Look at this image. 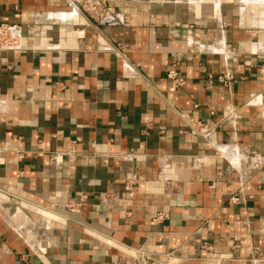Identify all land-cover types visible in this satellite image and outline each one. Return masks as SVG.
I'll return each mask as SVG.
<instances>
[{
  "label": "crops",
  "instance_id": "obj_1",
  "mask_svg": "<svg viewBox=\"0 0 264 264\" xmlns=\"http://www.w3.org/2000/svg\"><path fill=\"white\" fill-rule=\"evenodd\" d=\"M99 1L0 0V264H264V0Z\"/></svg>",
  "mask_w": 264,
  "mask_h": 264
},
{
  "label": "built area",
  "instance_id": "obj_2",
  "mask_svg": "<svg viewBox=\"0 0 264 264\" xmlns=\"http://www.w3.org/2000/svg\"><path fill=\"white\" fill-rule=\"evenodd\" d=\"M78 4H80L89 14L91 15H100L101 14V1L99 0H77ZM8 30V29H7ZM10 31V30H9ZM4 34L5 38L6 36L10 35L12 33L2 32ZM1 34V35H2ZM12 40H5L8 42V44L17 45L18 41L14 40V38L11 36ZM167 77L172 81V86L170 88L171 91H176L179 87H182L185 85V79L182 77V75L176 70L172 69L168 72ZM219 80L222 82H227L231 80V76L224 75L220 76ZM201 126H203L201 124ZM233 200H237V198H233ZM74 210L76 209V204L68 202L63 204H58L54 207L55 214L58 216L64 217L63 219H67L66 215H64L65 210ZM165 213L159 212L157 215L153 218V222L156 223L158 221H162L165 218ZM154 261H156L155 254L145 247H139L138 249H135L134 255L127 256L121 258V264H153Z\"/></svg>",
  "mask_w": 264,
  "mask_h": 264
},
{
  "label": "rangeland",
  "instance_id": "obj_3",
  "mask_svg": "<svg viewBox=\"0 0 264 264\" xmlns=\"http://www.w3.org/2000/svg\"><path fill=\"white\" fill-rule=\"evenodd\" d=\"M262 4V3H261ZM263 4H264V2H263ZM264 11V10H263ZM3 32L5 33V32H7V33H11V31H9V30H3ZM5 40H12V38H11V36L10 35H8V36H6V38H5V36H4V34H2L1 36H0V46L1 45H8V42H6Z\"/></svg>",
  "mask_w": 264,
  "mask_h": 264
}]
</instances>
